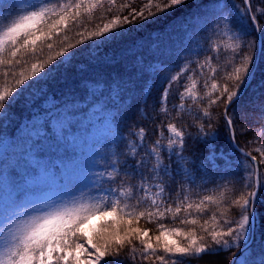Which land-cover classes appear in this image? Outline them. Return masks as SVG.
Returning a JSON list of instances; mask_svg holds the SVG:
<instances>
[{
    "label": "snow or ice",
    "instance_id": "snow-or-ice-1",
    "mask_svg": "<svg viewBox=\"0 0 264 264\" xmlns=\"http://www.w3.org/2000/svg\"><path fill=\"white\" fill-rule=\"evenodd\" d=\"M185 8L169 47L157 26ZM261 53L264 0H0V127L109 113L90 143L50 119L29 137L25 175L0 184V264H264V87L243 99ZM191 76L212 92L185 107Z\"/></svg>",
    "mask_w": 264,
    "mask_h": 264
},
{
    "label": "rangeland",
    "instance_id": "rangeland-1",
    "mask_svg": "<svg viewBox=\"0 0 264 264\" xmlns=\"http://www.w3.org/2000/svg\"><path fill=\"white\" fill-rule=\"evenodd\" d=\"M229 42L234 45V42L231 39ZM188 89H191L193 92L192 85H189L185 97H188ZM105 103L106 101L104 98L98 105H96V107H92L86 114H80L74 117L62 116L57 119V112L54 110L50 112L48 116L40 117L38 120L32 121L31 124L29 122L24 123V125H28V127L21 126L17 131L16 136L13 138L4 137V131L2 130L0 133V184H5L10 180V168L14 167L15 164V166L19 163L25 164L24 161L26 157L22 155V152L32 147V140L45 135L40 126L44 119H50L54 129H59L68 122L74 123L77 128L76 138L82 142L90 143L103 136L108 127L107 117L109 116V113L101 110ZM44 107L51 108L52 104H45ZM86 107H88L86 104H82L81 108L75 106L77 109ZM60 111L64 112L66 110L61 109ZM33 125H35V127H33ZM29 137H31L32 140H30ZM45 145L51 147L52 151L56 150L58 152L57 154L49 153V163L55 161L59 156H62L64 150L62 151L60 148H57L55 143H52L49 139H45L41 145L36 146L35 150H42L41 148ZM22 177L23 176L15 178L17 183H19V180ZM108 219H114V217ZM92 223L98 226L99 222L94 220ZM87 231L91 234V229H87ZM0 255H2V252H0Z\"/></svg>",
    "mask_w": 264,
    "mask_h": 264
},
{
    "label": "trees",
    "instance_id": "trees-1",
    "mask_svg": "<svg viewBox=\"0 0 264 264\" xmlns=\"http://www.w3.org/2000/svg\"><path fill=\"white\" fill-rule=\"evenodd\" d=\"M6 2H8V0H6ZM197 2H199V0H197ZM192 11H195V9H191ZM189 11L188 8H185L183 10V13L181 15L178 16V18L170 20V21H164L162 22L160 25H158V28H165L168 31L166 33H164L161 37L162 42L166 45H168L169 47L172 46V44L174 43L176 46H179L180 41H181V34L179 32V26H180V22L183 20L184 13H187ZM176 28L177 31L175 33H173V28ZM160 35V34H157ZM135 39L136 40V47L133 49V51H140L143 48L147 47L148 44L150 43V37L147 33H145V36L143 39H140L139 37H137L134 33L133 35L129 38V44L125 45V47L131 48L132 44H131V40ZM230 39L225 36L222 39L218 40V44L225 49L226 51H230L232 47H234L235 45H232L230 42ZM201 43H203V41H201ZM190 65L188 66V69H190ZM210 68H215L217 67V65L215 64H211L209 65ZM188 69H186L183 65H178L176 66V71H174L172 74L173 75H177L180 76L181 78H183V76L187 75ZM255 79L251 82L249 88L246 90V92L244 93V100H247V98L249 96H251L254 93H258V91L261 89V87H264V53H261L260 56V61L257 65L255 74H254ZM178 82H174L173 87H175V85ZM189 85H195V87L193 88V96L191 97V102L195 103L197 100H199L201 98V96L203 95L204 97H206L208 95V93L212 92V89L210 87H208L205 92L202 94L200 91V85H201V79L200 77H196V76H191L187 81H186V85L184 89H181V92L183 94V100L180 101V103H183L185 105V107H190V104L188 103L189 99L188 97H185V93L187 88L189 87ZM163 87L162 83L160 82L159 79H157L156 81H154V86H153V95H156L158 90ZM169 99H171V96L169 97ZM105 101L107 102V97H105ZM92 97L89 96L88 100L86 102V104H90L92 103ZM173 103H176V101L173 100ZM71 106V105H70ZM78 108H81L80 104H76L75 105ZM165 106H170L167 104V101H165ZM25 120H27V116H28V112H25ZM15 127V125H12L11 127L8 126L7 124H5L4 126L0 127V133L3 130L4 133L7 136H12L10 135L12 129ZM56 145H59L57 143V141H55ZM46 150V149H44ZM62 150H64V148L62 147ZM15 168V170L17 171V173H19V176H24L28 166L26 164H18V166L13 167ZM11 172V171H10ZM12 178V177H11ZM10 178V180H11ZM17 178V177H16ZM230 193V189L229 190H225L222 192H213L212 195L214 196V198L217 199V201L219 202L220 200H222L226 195H228ZM182 215H186V213H182ZM192 218H196L199 219V216H194ZM115 219V217H114ZM99 223H102V221H100ZM98 223V226H99ZM141 226H144L143 221L141 222ZM148 227H151V225H148ZM258 231H264V229H258ZM151 235V233H150ZM181 242L182 239H181Z\"/></svg>",
    "mask_w": 264,
    "mask_h": 264
},
{
    "label": "water",
    "instance_id": "water-1",
    "mask_svg": "<svg viewBox=\"0 0 264 264\" xmlns=\"http://www.w3.org/2000/svg\"><path fill=\"white\" fill-rule=\"evenodd\" d=\"M259 59H260V55H259V56L257 57V59H256V66H255V68L253 69V75H254L255 70H256V67H257V65H258ZM250 83H251V81H249V85H248V87L250 86ZM248 87L245 89V91L248 89Z\"/></svg>",
    "mask_w": 264,
    "mask_h": 264
}]
</instances>
